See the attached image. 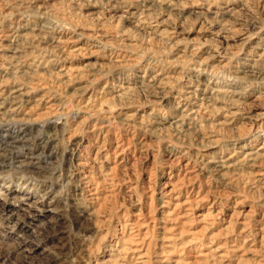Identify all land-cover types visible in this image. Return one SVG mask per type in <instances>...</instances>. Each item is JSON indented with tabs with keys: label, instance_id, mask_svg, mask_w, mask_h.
<instances>
[{
	"label": "rangeland",
	"instance_id": "1",
	"mask_svg": "<svg viewBox=\"0 0 264 264\" xmlns=\"http://www.w3.org/2000/svg\"><path fill=\"white\" fill-rule=\"evenodd\" d=\"M263 143L264 0H0V264H264Z\"/></svg>",
	"mask_w": 264,
	"mask_h": 264
},
{
	"label": "bare ground",
	"instance_id": "2",
	"mask_svg": "<svg viewBox=\"0 0 264 264\" xmlns=\"http://www.w3.org/2000/svg\"><path fill=\"white\" fill-rule=\"evenodd\" d=\"M154 94H155V93H154ZM152 95H153V93H152ZM263 144H264V143H263ZM261 150H263V151H260V150H259L260 152L258 151L256 154L259 155V156H261V155L264 156V146L261 148ZM252 154H254V153H252ZM256 154H255V155H256ZM247 155H248V154H247ZM257 155H256V157H257ZM259 156H258V157H259ZM232 157H233V156H232ZM246 157H247V156H246ZM246 157H244V158L246 159ZM252 157H253V156H252ZM229 158H230V155H229ZM223 160L225 161L226 159H223ZM219 161H220V160H219ZM220 168H221V167H220Z\"/></svg>",
	"mask_w": 264,
	"mask_h": 264
}]
</instances>
